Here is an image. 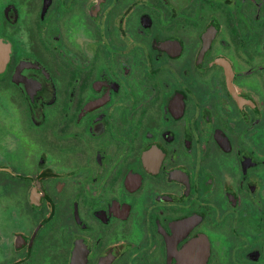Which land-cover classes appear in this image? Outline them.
I'll return each mask as SVG.
<instances>
[{"label": "flooded vegetation", "instance_id": "af4514ba", "mask_svg": "<svg viewBox=\"0 0 264 264\" xmlns=\"http://www.w3.org/2000/svg\"><path fill=\"white\" fill-rule=\"evenodd\" d=\"M0 264H264V0H0Z\"/></svg>", "mask_w": 264, "mask_h": 264}]
</instances>
